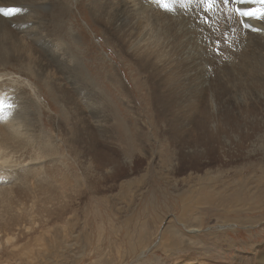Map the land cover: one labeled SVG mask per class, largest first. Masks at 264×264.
I'll return each instance as SVG.
<instances>
[{
    "label": "rangeland",
    "instance_id": "374dc122",
    "mask_svg": "<svg viewBox=\"0 0 264 264\" xmlns=\"http://www.w3.org/2000/svg\"><path fill=\"white\" fill-rule=\"evenodd\" d=\"M37 1L0 0L22 9L6 17L13 24L0 22V126H19L3 149L9 160L0 161L7 177L0 187L19 189L32 173V189L47 179L52 193L31 199L30 228L25 216L14 239L0 241V264H226L237 254L253 257L264 245V75L257 65L264 49L247 44L260 39L228 31L232 45L221 43L216 56L207 37L228 30L218 14L209 25L183 24L181 37L192 40L205 84L163 103L164 70L129 37L133 16L164 37L154 4L136 0V11L132 0H53L41 12L29 5ZM192 29L206 36L196 40ZM173 41L166 47L174 55L181 44ZM210 95L220 105L215 112ZM217 190L234 194L237 204L185 212L184 200ZM219 197L213 199L228 200ZM5 234L0 230L3 240Z\"/></svg>",
    "mask_w": 264,
    "mask_h": 264
},
{
    "label": "bare ground",
    "instance_id": "6f19581e",
    "mask_svg": "<svg viewBox=\"0 0 264 264\" xmlns=\"http://www.w3.org/2000/svg\"><path fill=\"white\" fill-rule=\"evenodd\" d=\"M135 1L136 0H132L130 6L132 9L135 8L137 11L138 10V5H137L138 3ZM53 2H54L53 0H38L37 2L31 3L29 5L33 6V7H37L41 10V12H43V11H45V9L48 6H50L54 3H55V5L57 4V2H54V3ZM0 6L1 7H13V6H3V5H0ZM16 7H18V6H16ZM241 7L259 8L260 5L257 3V4H251V5H243ZM157 9L160 10V13L162 14L161 23H162L164 30H166V34L164 35V37L160 36L157 33L159 31L157 27L153 28V27H151V25L149 23L138 21V20H136V17H134V16L131 19L128 17L129 27H130L129 37H130L131 46H133V47L138 46L137 50H139V51L141 50V52H144L147 54V55L145 54L146 59L149 57L150 58V59L148 58L149 61L157 63V67L160 70H164L163 74L165 75V78H164L163 83L161 85V91L163 92V95H161L159 97V100L163 103H168L170 101L169 96L170 95H177L179 90H190L189 93H197V92H199L198 89L203 88V85L205 84L203 79L199 75L200 71L198 70V67L196 65L195 48H194V44H193L192 40L181 37L182 33L186 31V28L183 27V24L186 26H188L189 23H190V25L193 24L194 26L205 25V24H203L202 21L196 22L194 20L196 13H193L191 17L185 18L183 16L178 15L177 13L166 14L165 10L162 8L157 7ZM196 11L199 12V9H197ZM217 14L219 17H221L223 19L222 21L227 25L229 35L231 37H233L235 39H239L241 37L239 35H237V32H242L245 36H247L249 38L260 39L256 43L253 42L251 45L246 43L248 46H250L254 50H260L261 51V49H264V32L246 31V30L242 29L238 23H236V18L233 17L232 22L234 24L233 27L236 28V32L232 33L231 32V28H232L231 21L224 19L219 12ZM209 15L211 16L212 14H209ZM240 19H247V18H240ZM132 20H134V21L132 22ZM135 20H136V22H135ZM7 21L10 24L11 23L13 24V22H15V20L13 18L7 19L5 16L3 17L2 15H0V22H6L7 23ZM210 23H211V20L209 21V24ZM248 23L253 24L254 26H256L258 28H264V25L261 23V21L248 20ZM192 30L197 32L195 34L196 40L199 39V34L201 36V33H203V36H206V31H203L202 29H192ZM178 38L180 39L179 43L181 44V46L177 45V43H176L175 44L176 47H174V46L173 47L176 49H180V47H181V50L177 54H175V51H177L176 49L172 50V51H174L173 52L174 55H173L172 53H170V50L168 49L169 47H166V45L169 46V40H171V41L178 40ZM139 39L142 40L143 42H141ZM127 41H128V39H127ZM139 41L141 42V45L140 44L136 45V43ZM132 42H133V44H132ZM173 42H175V41H173ZM185 44H190L191 46L187 45V47H185L186 48L185 49L184 47H182ZM131 46H130V49H128L130 51H131ZM2 49H3V47H0V51ZM132 50H133V48H132ZM196 53H197V51H196ZM199 55H200V53H199ZM261 59L262 60L257 65L259 67L258 70H261L259 72L260 75H264V56H261ZM252 63H254V61ZM168 70L173 74L167 75ZM177 76H179V78H177ZM259 83H260V86L262 87V89H264V78L261 77V79H259ZM192 87H194L195 89H192ZM212 95H210V97H209V104L208 105L215 112L216 109L218 107H220V105L215 101V96H214V99H212ZM188 97L193 99L192 96H188ZM188 97L186 96L185 103L188 101ZM189 101H191V100L189 99ZM189 101H188V104L190 105L191 103ZM174 102L175 103L178 102V99L176 97L174 98ZM3 112H5V110ZM5 114H7V113L5 112L4 115ZM181 115L184 116L185 114L183 113V114H180V116ZM15 125H16V123H15ZM2 126H4V125H2ZM7 128H8V130L5 128L2 129V127L0 126V151H2V155H4L3 154L4 147L6 148L8 144L15 142L13 137H14L15 132L18 133L19 126L9 125ZM216 131H217V129H216ZM207 132H208V135L210 137L216 136L215 133H213V131H211L209 129ZM186 133L189 134L190 132L188 131ZM16 138L18 139V137H16ZM1 147H3V148L1 149ZM189 151H191V148L187 146V149H185V152H189ZM13 152H16V151H13ZM7 160H9L7 158V156H5L3 159L2 158L0 159V161H2V162H7ZM28 174H31V176H29V178H27L23 182L21 181V187H19V189L17 188L16 184H15V186H10V188H6V187L1 188L0 187V230L5 231V228H6V234L4 235L5 240H3L0 237V241L2 243L10 242L12 239H14V232L13 231L16 230L15 227L20 225L19 222H21V219H23L25 216L27 217V219L25 220V227L27 229L30 228V226L32 225L31 224V215L33 214V209H32L33 202H31V199H36V198L44 199V194L46 192H51V187H49V185H48L49 182L47 179L45 180V184L47 185L46 187L40 186L37 190H33L31 187V182H30V179L33 175H32V173H28ZM28 174H26V175H28ZM7 176H8V174H7ZM23 176H25V175H23ZM19 192L21 193V195L18 194ZM219 192L220 191L217 190L210 195L217 196V198L220 196L219 198H222V199L227 198L228 200L218 202L217 199H213L214 196H210V195L204 196L203 193L198 194L196 196V199H193L192 201H188V200L183 199L184 200L183 206L185 208L184 209L185 212L189 213L191 211L190 205L192 207H194L196 205H198V206L203 205L207 208H210V206L214 205L215 207H222V210L224 209L225 211H226V208L230 209L231 205L235 204L236 203L235 201L237 200V199H234V197H233L234 194L230 195V197H225V193L222 194V191H221L220 195H219ZM16 199H27V203L17 201ZM254 199H256V198H254ZM241 201H242V199H239L237 202H241ZM246 201H247V199H246ZM212 202H213V204H212ZM243 202H244V199H243ZM251 203H254V202H251ZM20 204H23V206H21L22 208L20 207ZM219 204H221V205H219ZM243 207H245V206H243ZM238 208H239V206H238ZM19 209L20 210L22 209V210L19 211ZM4 215L8 216L7 221H5L3 219ZM188 230L192 232V231H196L198 229L190 228ZM7 233H10L9 239L6 237L9 235ZM173 244H172V246H173ZM185 244H187V243H185ZM189 251L190 250L185 251V250L181 249V250H178L176 252H189ZM194 252L196 253V251H194ZM189 255H190V253H189ZM186 257L187 256H184V258H186ZM245 257L246 256H239L237 254L235 256L234 260H232L226 264H264V245L258 246L257 252L255 253V255L253 257L247 256L246 259H245ZM209 259H211V258H209ZM247 259H250V260H247ZM212 261H213V258H212ZM179 263L180 262H178V264ZM196 264H213V263H210V261H208V259L207 260L199 259Z\"/></svg>",
    "mask_w": 264,
    "mask_h": 264
},
{
    "label": "snow or ice",
    "instance_id": "6c2138e0",
    "mask_svg": "<svg viewBox=\"0 0 264 264\" xmlns=\"http://www.w3.org/2000/svg\"><path fill=\"white\" fill-rule=\"evenodd\" d=\"M148 2L164 9L166 14L175 12L187 18L196 13L194 20L196 22L202 21L205 25H208L212 16L219 12L228 21H232L235 17L236 23L246 31L264 32V28H258L248 23V20L264 21V0H148ZM257 3L260 5L259 8L241 7ZM197 9H199V12L196 11ZM21 11L22 9L19 7H0V15L5 17L13 16ZM231 32L235 33L236 28L232 27ZM201 36L203 37V33H201ZM207 39L212 41V44L208 46V50L214 52L216 56L220 55V44H228L226 33H222L221 37L215 39L210 35ZM2 103L3 101H0V104ZM0 181L7 182V177L0 175Z\"/></svg>",
    "mask_w": 264,
    "mask_h": 264
}]
</instances>
